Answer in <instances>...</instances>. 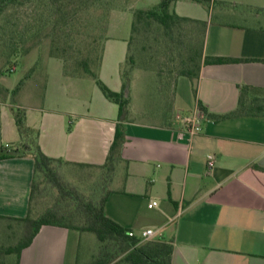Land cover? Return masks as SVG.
Wrapping results in <instances>:
<instances>
[{
	"label": "crops",
	"instance_id": "0c3cea01",
	"mask_svg": "<svg viewBox=\"0 0 264 264\" xmlns=\"http://www.w3.org/2000/svg\"><path fill=\"white\" fill-rule=\"evenodd\" d=\"M218 1L251 11H218L214 3L191 0H179L173 8L208 22L205 55L245 60L203 64L194 81L179 77L174 115L121 119L104 99H99L101 111L80 107L82 76L67 74L60 61L58 73L48 75L41 100L28 85L30 77L16 100L8 85L0 98V148L11 150L25 142L14 115L15 108H24L45 154L67 161L64 174L69 166L105 164L121 119L126 140L105 211L139 238L153 228L152 239L172 241V264H264V116L210 117L237 110L244 86L264 92V0ZM132 18V11L113 12L103 44L99 75L117 92L125 90L121 67ZM34 99L43 106L30 108ZM199 112L202 130L192 135L178 115ZM209 154L215 158L213 168L208 167ZM34 162L29 153L0 160V215L28 214ZM153 200L158 206L150 208ZM81 233L45 225L22 251L19 264H80Z\"/></svg>",
	"mask_w": 264,
	"mask_h": 264
},
{
	"label": "trees",
	"instance_id": "16d2710c",
	"mask_svg": "<svg viewBox=\"0 0 264 264\" xmlns=\"http://www.w3.org/2000/svg\"><path fill=\"white\" fill-rule=\"evenodd\" d=\"M177 1L179 0H159L152 6L134 10L127 57L121 67L124 88L131 81V66L136 63V57L143 50H149L150 58L160 57L159 66L165 57L175 63L173 67L167 69L165 76L163 75L164 69L160 68L157 77L161 88L165 89L172 97L175 95L179 77L185 76L193 81L198 79L203 64H223L245 60L205 55L204 43L208 22L179 15L173 8V4ZM191 1L223 5V2L218 0ZM20 2L21 0H0V13L6 7H14ZM181 24H187L195 30V35H191L188 44L180 40L177 43L175 33ZM82 64L84 71L94 78L103 94L119 105V117L122 119L130 103V98L125 95V90L114 91L103 81L99 73L92 72L86 61ZM128 64H130L129 68L126 69ZM65 72L72 76H78L76 73ZM250 94L253 97L252 99L249 97L248 100ZM261 97H264V92L244 86L237 110L223 115L210 114V117L218 120L239 115L264 116V99ZM200 108L206 111L201 103ZM14 115L19 133L25 142L21 147L11 150L1 147L0 160L29 153L35 161L34 177L28 214L25 217L0 215V228L2 229L0 232V264H19L22 251L33 242L40 229L45 225L62 226L79 232H93L100 244L96 264H172L174 252L172 241L163 239L142 241L138 236L132 235L129 229L111 219L105 211L106 201L111 192L110 185L116 166L122 158L126 140L125 128L121 119L116 125L115 137L106 163L90 166L110 170V178L106 180L103 174V178L101 177L98 184V198L87 199L65 179L62 168L67 161L62 158L50 157L42 150L38 141L39 131L27 124L26 110L17 107L14 109ZM20 149H23L24 152L21 153ZM40 178L58 193L54 204L47 207L39 216L34 217L32 216L33 200L39 190ZM13 228L17 229L16 234L10 233Z\"/></svg>",
	"mask_w": 264,
	"mask_h": 264
},
{
	"label": "rangeland",
	"instance_id": "374dc122",
	"mask_svg": "<svg viewBox=\"0 0 264 264\" xmlns=\"http://www.w3.org/2000/svg\"><path fill=\"white\" fill-rule=\"evenodd\" d=\"M158 2L159 0H21L14 7H6L0 13V98L4 96V85H8L13 86L11 100H16L25 89L21 87L22 82L30 77L28 85L35 89L36 98L40 97L41 100L48 75H56L61 62L64 71L82 76L78 77L79 84L81 83L79 93H83L87 100L83 99L79 103L80 107L88 105L94 112L101 111L104 106L99 99H104L113 108L112 113L118 115L119 105L103 94L94 78L84 71L82 63L86 61L92 72L99 73L103 44L109 34L108 27L113 12L132 11L133 15L134 10ZM215 8L218 11L234 8L241 13L251 11L247 6L229 2L216 4ZM132 20L133 18L128 23L130 28ZM179 27L175 33L177 43L180 40L188 44V39L192 34L195 35V30L187 24ZM149 55V50L141 51L136 57V63L131 66L127 95L130 103L124 115L129 120L139 119L143 113L148 116L153 113L157 116L159 112L174 115V97L161 88L157 77L160 68L164 69L165 76L167 69L175 63L165 57L159 66L161 58L153 59ZM129 65L125 68L128 69ZM249 97L252 99L253 95H248V100ZM40 100H31L28 103L30 108L43 106V101ZM103 174L109 180L111 172L108 169L69 166L65 167L64 175L68 183L75 186L85 198L97 199L98 184ZM39 180V190L32 207L34 217L53 205L58 193L42 178ZM16 232L17 229L13 228L10 233ZM81 235L80 264H96L100 252L97 236L93 232H82Z\"/></svg>",
	"mask_w": 264,
	"mask_h": 264
},
{
	"label": "built area",
	"instance_id": "2783aa9c",
	"mask_svg": "<svg viewBox=\"0 0 264 264\" xmlns=\"http://www.w3.org/2000/svg\"><path fill=\"white\" fill-rule=\"evenodd\" d=\"M178 117L181 118L183 126L190 134L194 135L202 130V119H201L202 115L200 112L194 113V114L183 115V116L178 115ZM6 146L9 147V145H6ZM207 158H208V161H207L208 167L213 168L215 164L214 155L209 154ZM156 206H158L157 200H153L151 203H149L150 208H153ZM131 234L133 235L134 232L131 231ZM155 234H156V230L153 228L144 229L141 233V239L142 241L150 240Z\"/></svg>",
	"mask_w": 264,
	"mask_h": 264
},
{
	"label": "water",
	"instance_id": "95a60500",
	"mask_svg": "<svg viewBox=\"0 0 264 264\" xmlns=\"http://www.w3.org/2000/svg\"><path fill=\"white\" fill-rule=\"evenodd\" d=\"M129 92V85H127V87L125 88V95L127 96ZM21 153H23L24 151H20Z\"/></svg>",
	"mask_w": 264,
	"mask_h": 264
}]
</instances>
